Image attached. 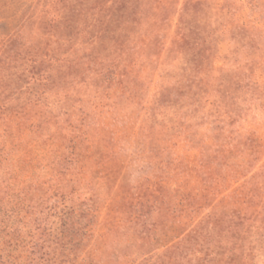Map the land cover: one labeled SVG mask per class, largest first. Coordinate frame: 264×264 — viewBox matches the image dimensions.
I'll return each mask as SVG.
<instances>
[{
	"label": "trees",
	"instance_id": "1",
	"mask_svg": "<svg viewBox=\"0 0 264 264\" xmlns=\"http://www.w3.org/2000/svg\"><path fill=\"white\" fill-rule=\"evenodd\" d=\"M26 22L29 20L25 19L23 25ZM21 36L19 33L9 38L0 51L1 69H14L15 82L26 76V84L37 90L20 99V85L0 82V264H125V252L114 256L108 251L119 250L122 240L130 244L140 233L139 228L152 224L141 207L153 195H158L160 205L166 207L175 222L167 219L170 226L162 224L165 244L161 252H152L149 258L154 259L146 264H264V163L258 170H251L253 162L258 161L256 149L261 143L251 132H224L220 123L232 113L222 111V104H215L213 97L220 98L223 92L218 75H209L203 68L191 70L176 85L162 86L153 100L135 103L138 130L154 142H171L178 137L185 142L198 141L194 128L197 124L192 121L195 117L202 122L212 117L213 143L205 147H216V155L201 158L190 167L193 173L199 172V178L203 173L201 179L206 187L184 204L175 198L177 190L167 184V178L156 176L155 183L136 181L129 186L123 175L118 176V171L114 174L108 164L117 155L116 134L108 126L87 122L93 121L97 113L96 119L101 118L103 110L109 115L115 113L124 99L134 103L138 93L130 88L134 82L126 79L127 74L134 69L135 54L155 47L158 35L125 34L122 48L114 50L112 56L101 51L93 56L91 52L79 72L81 85L88 89L93 86L92 78L109 82L107 76L116 74L118 77L112 76L111 80L117 82L120 92L110 93L112 88L109 91V87H103L104 92L93 96L92 102L76 98L75 105L67 104L68 96H64L54 113L49 110L53 103L46 94L64 67H68V75L73 73L72 61L58 50L60 38H47L50 44L46 42L44 50L30 43L23 52L14 50L12 46ZM212 38L210 34L177 31L169 38L162 36L167 40L162 43L166 52L179 53L185 43L205 44ZM95 40L99 47L104 43L102 36H92L87 46L96 44ZM122 50H126L125 54ZM154 58L160 59L157 54ZM23 59L25 66L17 69L14 64ZM120 69L126 72L118 73ZM6 91L10 93L4 94ZM188 93L190 109L181 114L180 127L174 132L172 126L162 123L168 115L165 110L175 107L179 98ZM88 103L93 110L86 109ZM160 163L163 166L162 160ZM221 165L225 172H215ZM99 173L103 175L99 177ZM98 179L113 181L114 193L102 185L97 187ZM237 181L241 182L239 187L221 191L222 185ZM98 202H102L103 216L92 229L90 223L99 216ZM131 206L134 209L130 210ZM110 244L116 245L110 248Z\"/></svg>",
	"mask_w": 264,
	"mask_h": 264
},
{
	"label": "rangeland",
	"instance_id": "2",
	"mask_svg": "<svg viewBox=\"0 0 264 264\" xmlns=\"http://www.w3.org/2000/svg\"><path fill=\"white\" fill-rule=\"evenodd\" d=\"M25 19L29 22L23 25ZM177 31L210 34L213 38L210 43L205 44H194L192 41L185 43L179 53L166 52V46L162 42L167 40H163L162 36L169 38ZM135 32L157 34L159 42L150 50L135 54L134 69L130 75L127 74L126 79L134 82L130 84V88H134L138 97L136 96L134 103L124 99L117 112L111 115L103 110L99 114L101 118L96 119L97 113L93 121L87 120L91 123L97 122L94 124L96 126H108L116 134L117 143L114 149L117 155L114 161L108 164L112 172L116 174L118 171L120 177L123 175L129 186L136 181H139L138 184L140 181L146 184L155 183L158 178L156 176L167 178V184L177 190L175 198L182 200L180 202L184 204L191 202L197 192H203L206 187L201 179L203 173H200L199 178V172L193 173L190 167L201 158L212 159L210 156L216 155V147H205L213 143L212 117L203 122L195 117L192 121L197 124L194 128L200 138L198 141L195 139L193 142H185L182 137H178L171 142H154L144 138L138 130V108L135 105L137 101L153 100L162 86H174L178 80L186 79V74L191 70L200 68L209 75H218L221 79L222 96L213 98L216 100L215 104H222V111L229 113L231 110L232 113L230 118L226 117V120L220 123L224 125V132H251L261 143V147L256 149L258 161L253 162L254 168L251 167V170H258L264 163V0H0V51L9 38L19 33H22V36L14 42L12 48L22 52L28 49L29 43L37 44L44 50V47L48 46L46 42L50 44L47 38L62 39L58 50L65 52L68 61H72L73 73L68 75L69 69L64 67L54 78V84L46 94L47 100L53 103L52 108H49L52 113L59 109V100L64 96H68L67 104L75 105L76 98L92 102L93 96L104 92L103 87H109L106 89L109 91L112 88L110 93H119L117 82L111 80L112 76L118 75L109 74V82L92 78L90 82L93 86L85 89L80 83L82 75L79 72L86 65L84 62L91 52L93 56L98 51L112 56L114 50L119 51L118 49L122 48L120 43L123 36ZM92 36H102L103 45L99 47V42L95 40L96 44L93 42L87 46L86 42ZM125 52L126 50L123 54ZM128 52L130 53V49ZM152 54L159 55L160 59L156 61ZM24 60L26 59L14 64L17 69L25 66ZM1 68L0 63V82H14L20 85V99L30 97L37 90L33 85L26 84V76L15 82L16 71L12 68ZM121 69L118 73L126 72ZM102 77L104 79V76ZM180 88L182 89L181 86ZM7 93L10 92L6 91L4 94ZM185 93L187 94V91ZM186 94L179 98L175 107L165 110L168 115L162 123H166L170 128L172 126L174 132L180 127L181 114L190 109V94ZM206 108L209 109L210 106ZM86 109L93 110L89 103ZM174 110L178 111L172 114ZM211 112L215 114L213 109ZM74 117L75 115L72 116L73 119L77 116ZM224 169L221 165L219 169L215 168V172H225ZM97 175L100 177L103 174ZM98 180L97 187L102 185L111 194L114 193L113 181L106 183L104 179ZM240 184V181L224 184L221 191L227 192L225 190L228 188L233 189ZM157 196H151L149 202L141 207L142 213L147 215L148 222L152 224H144L139 228L140 233L134 241L129 242L130 244L124 240L117 243V248L120 249H115L116 252L110 249L116 244H110L109 255L117 256L125 252V264H146L153 261L154 258L149 257L154 250L161 252L166 238L162 224L166 222L170 226V221L166 220L175 222V219H172L166 207L160 205ZM101 204L102 202L96 204L99 216L90 223L92 229L103 216ZM156 206L160 209L157 210ZM131 209H134V206H131ZM173 216L175 217V214ZM167 236L172 237V233ZM87 244L88 241L85 240V245ZM102 259L106 257L103 256ZM258 260L261 262L262 257Z\"/></svg>",
	"mask_w": 264,
	"mask_h": 264
}]
</instances>
